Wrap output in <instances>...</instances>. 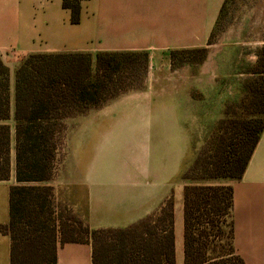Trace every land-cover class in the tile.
Returning a JSON list of instances; mask_svg holds the SVG:
<instances>
[{"label": "crops", "instance_id": "obj_1", "mask_svg": "<svg viewBox=\"0 0 264 264\" xmlns=\"http://www.w3.org/2000/svg\"><path fill=\"white\" fill-rule=\"evenodd\" d=\"M229 0H82L72 21L64 0H0V53L10 69L12 151L15 152V78L32 53L144 51L149 55L145 84L77 117L71 134L112 151L117 139L133 142L134 162L115 167L112 156L96 151L77 190L63 191L72 211L91 229L126 228L174 201L176 264H185L184 188L187 184L232 185L234 247L244 264H264V131L241 179L184 180L193 163L194 129L213 127L229 91L216 88L215 55L202 63L174 65L175 50L216 44L209 39ZM249 25L263 49L264 0L247 3ZM251 14V15H250ZM214 59V60H213ZM225 60V57H224ZM223 80H231L224 61ZM264 78V70L261 73ZM218 92L217 108L209 100ZM222 95V96H221ZM230 100V99H229ZM15 172L0 180V225L10 221ZM11 237L0 230V264H11ZM57 264H94L93 243L58 241Z\"/></svg>", "mask_w": 264, "mask_h": 264}, {"label": "trees", "instance_id": "obj_2", "mask_svg": "<svg viewBox=\"0 0 264 264\" xmlns=\"http://www.w3.org/2000/svg\"><path fill=\"white\" fill-rule=\"evenodd\" d=\"M81 1L64 0L75 23L81 18ZM207 51V47L172 51L173 64L191 61L186 54L206 55ZM148 69L149 55L144 51L98 52L95 61L87 52L32 53L21 60L15 78L17 183L10 189V221L0 225L11 237V264H57L56 229L44 228L41 212L47 206L46 196L53 195L50 181L57 172L67 120L142 88ZM263 70L262 60L259 72ZM250 86L256 109L250 116L230 119L229 124L223 119L183 178L243 177L264 131L263 76ZM11 118L10 69L0 53V180L11 175ZM233 205L232 185L185 186V264H244L234 247ZM78 222L87 237H79L74 227L66 228L61 241L91 239L94 264H176L172 198L157 212L126 228L91 229L81 219Z\"/></svg>", "mask_w": 264, "mask_h": 264}, {"label": "rangeland", "instance_id": "obj_3", "mask_svg": "<svg viewBox=\"0 0 264 264\" xmlns=\"http://www.w3.org/2000/svg\"><path fill=\"white\" fill-rule=\"evenodd\" d=\"M255 0H229L228 5L221 18L218 30L214 37V47L209 49L206 55L203 52L186 54L188 59L193 63H202L210 54L215 55V68L219 73V78L216 80V88L220 89V93L229 91L230 98H225L220 117L216 118L213 127H200L194 129L193 133V150L194 156L198 158L204 151L209 140L212 139L215 131L223 119H226L225 124L232 118H244L250 116L251 112L256 109L253 106V92L251 83L256 81V78L261 77V68L263 60V49L256 44L257 36L254 30H251L249 25L250 17L248 16L247 3H253ZM258 2V0H256ZM251 15V14H250ZM205 56V57H204ZM204 57V58H203ZM225 57V60H224ZM231 61V80H223L221 72L224 66L228 64L224 61ZM148 72L146 74V77ZM146 78L143 82L145 84ZM222 96V95H221ZM230 99V100H229ZM209 100L214 102L217 108L218 92L214 91ZM67 120L66 138L63 141L62 148L57 161V172L55 177L50 181L53 185V195H47V206L41 212L44 228L56 229L58 241L61 240L64 229H78L77 235L81 238L87 237L81 230V225L78 222L80 218L69 207V203L65 199L63 191L77 190L82 185L84 173L87 168L93 167L95 164L94 158L96 151L102 150L105 156H112L115 167L122 168L133 163L135 153L132 151V146H136L133 142L126 143L124 139H117L112 144V151H106L108 146L105 143H95L87 140L78 134H71V128L77 124V117ZM226 130L227 126H223ZM13 146V145H12ZM14 154L11 153L12 159V174L15 172ZM193 161V163H194ZM192 163V164H193ZM185 168L183 174L191 167ZM192 180V179H184ZM65 224V225H64ZM70 226H69V225ZM73 224V225H72ZM31 229L34 226L30 227Z\"/></svg>", "mask_w": 264, "mask_h": 264}]
</instances>
